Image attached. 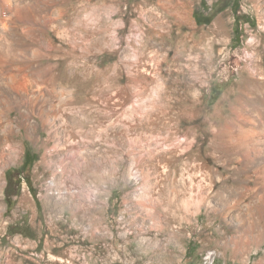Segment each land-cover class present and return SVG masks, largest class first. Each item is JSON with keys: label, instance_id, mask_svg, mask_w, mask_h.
I'll return each mask as SVG.
<instances>
[{"label": "rangeland", "instance_id": "rangeland-1", "mask_svg": "<svg viewBox=\"0 0 264 264\" xmlns=\"http://www.w3.org/2000/svg\"><path fill=\"white\" fill-rule=\"evenodd\" d=\"M51 2L42 26L49 0L19 29L0 20V264H264L243 206L197 204L213 151L230 154V187L250 178L264 195V93L247 87L264 68V0ZM146 65L157 81L129 88ZM248 133L250 168L233 140Z\"/></svg>", "mask_w": 264, "mask_h": 264}, {"label": "bare ground", "instance_id": "bare-ground-1", "mask_svg": "<svg viewBox=\"0 0 264 264\" xmlns=\"http://www.w3.org/2000/svg\"><path fill=\"white\" fill-rule=\"evenodd\" d=\"M36 1L37 0H0V5H1L0 6V20H1V22L2 23L3 22L9 23L11 28L19 29L20 28V26L18 25L19 23L16 21L18 15L22 14V13H25L27 10L33 9V7L36 4ZM1 2H2V4H1ZM49 2L50 3L43 10L41 18L39 20L38 24L41 25V26H42V21H43L44 18L53 16V13H54L53 5H52L51 0H49ZM159 3H161V1H159ZM179 14H180V12H179ZM3 25L5 26V24H3ZM6 25H8V24H6ZM214 26L219 31H226V29H225L226 20L219 19V20H217L215 22ZM6 28H8V26ZM1 36H3V35H1ZM257 56H259V55H257ZM260 56H261V54H260ZM254 57L255 56H253L252 58H254ZM173 59H175V58H173ZM254 59H256V58H254ZM112 66H113V69L115 71V75H114V77L111 80V83H112L111 91L116 87V85L118 83L121 82V79L119 78L118 71H117V69H119V66H117V64H113ZM158 70H159L158 66H154L153 67V65H150V66L146 65V66H143V68L142 67H138V70L134 68L133 69L134 72H136V71L137 72L145 71L148 75H150V78L147 77L148 79H146L143 76H138L139 74L138 75L132 74L131 76L128 77L129 85H130L128 87L129 88L132 87L133 83H137V82H141V83L142 82H146V84H148L150 82V83L154 84V82L157 81L156 80V73L160 71V70L159 71ZM257 71H258L257 75L252 77L251 84L247 85V87L250 86L251 88H253V90L263 91V93H264V68L260 66V69L257 70ZM43 72H44L43 74H44V76L46 78H50L52 76V69H50V68H48L47 70H45ZM14 78L15 77H13L12 79L15 80ZM263 99H264V97H263ZM225 100L227 101V103H229L228 104V109L229 110L231 109L232 111H234L233 113H235V112L237 113L240 109H243L246 106L245 103L243 101H241L240 99L237 100L238 101V105L237 106H235L233 101L228 99V96H225ZM161 103H163V102H160V104ZM163 105H164V103H163ZM207 116H210L209 119L213 120L214 122L220 123L219 119L221 117H220L219 113L218 114L216 113L215 115H207ZM217 117H219V119ZM157 118H158V115L155 114V117H153V121L156 122ZM209 122H210V120H209ZM200 124H201V122H200ZM214 125H215V123H214ZM204 126L207 127L208 123H207V125H204ZM217 126H219V125L217 124ZM208 133H209V131H208ZM203 134H204V132H203L202 128H201V130L197 131V143L198 144H199V142L201 140H203V137H204ZM206 135H207V133H206ZM256 137H257L256 133H253V134L248 133V134H245L244 136H236L233 139L237 143V150L235 151V154L238 155L239 159L244 158L245 166L247 168H250L254 164L258 163V161H257L258 159L256 161L252 159L251 149L253 147H250V146L244 147L248 143H250V144L251 143H255L256 140H257ZM179 145L182 148L183 144L180 143ZM209 154H210L211 160L212 159L214 160L215 165L211 166L210 164H208L207 161H201L200 164H199V168H198V172H197V178L199 177V180L197 181V204L201 206V204L206 203L208 209L211 210L212 212H214V211H216V201H217L216 200V196L220 195V196H225L226 197V195H230L229 197L233 198L232 199L233 202H235V204L238 205V206L239 205L243 206L246 209L245 211H247L248 215L251 216L249 218V222L251 221L250 219H252V218H254L256 220V222H255L256 231H257L256 235L257 234L260 235L261 233H264V195H262V197L259 196V185L260 184L258 182L253 183V181H251L250 178L241 177L242 179L239 181V180H237V178H239V177H237V178L234 177V179H235L234 180L235 188L230 187L231 185L228 184L227 178L225 177V175L221 171V168H226V167L228 168L229 167V165H230L229 162L231 161V160H229L230 154L229 155H228V153L217 154L214 151L209 153ZM200 160H201V158H200ZM172 173H174V172H172ZM173 188H171V189H173ZM217 189H218V191H216ZM172 191H175V189H173ZM25 198H28V197L26 196ZM217 204L219 205V203H217ZM220 204H221V202H220ZM238 206H236V208ZM232 208H233V206H232ZM252 221H254V220H252ZM254 229H255V227H254ZM213 255L214 254H212V253H210L208 255L207 260H208L209 264H212V262H213Z\"/></svg>", "mask_w": 264, "mask_h": 264}, {"label": "trees", "instance_id": "trees-1", "mask_svg": "<svg viewBox=\"0 0 264 264\" xmlns=\"http://www.w3.org/2000/svg\"><path fill=\"white\" fill-rule=\"evenodd\" d=\"M203 7H205V2L203 1ZM235 6V5H234ZM196 17V20L198 21V22H200V23H203L202 21H200V19H198V18H200V17H198V15L197 16H195ZM213 17H214V14L213 15H211V17L209 18L210 20H212L213 19ZM244 21L245 22H247V23H251V21L248 19V18H244ZM210 21H207L206 23H209ZM12 178V177H11ZM10 178V179H11ZM8 204H9V206L10 205H12V203H11V201H8Z\"/></svg>", "mask_w": 264, "mask_h": 264}]
</instances>
